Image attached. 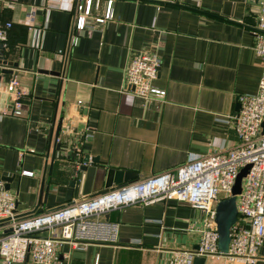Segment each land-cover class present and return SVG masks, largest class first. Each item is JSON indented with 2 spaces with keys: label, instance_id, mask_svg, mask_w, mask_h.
<instances>
[{
  "label": "crops",
  "instance_id": "0c3cea01",
  "mask_svg": "<svg viewBox=\"0 0 264 264\" xmlns=\"http://www.w3.org/2000/svg\"><path fill=\"white\" fill-rule=\"evenodd\" d=\"M96 1L92 17L107 6ZM75 2L85 0H0V22L12 23L4 56L18 64L0 79V179L9 178L17 215L160 173L189 154L228 148L237 141V97L258 87L251 33L257 18L246 0H112L111 19L90 20L82 31L74 28ZM31 9L37 46L28 29ZM141 50L161 58L153 82L165 91L161 100L145 102L124 85L125 66ZM12 79L22 92L21 116L2 114L15 98ZM85 155L97 161L80 170ZM107 215L119 223V243L63 244L60 264H167L174 250L199 242L205 217L173 199ZM254 264H264V238Z\"/></svg>",
  "mask_w": 264,
  "mask_h": 264
},
{
  "label": "built area",
  "instance_id": "2783aa9c",
  "mask_svg": "<svg viewBox=\"0 0 264 264\" xmlns=\"http://www.w3.org/2000/svg\"><path fill=\"white\" fill-rule=\"evenodd\" d=\"M111 2L101 16L92 17L98 2H75L74 28L89 26V21L103 24L111 19ZM255 8L257 23L251 30L254 52L261 66L255 93L238 95L239 109L233 117L237 141L226 149L205 154H189L187 160L173 168L124 183L105 192L74 199L60 207L44 211L16 214V195L0 179V264H60L63 244L84 248L88 244H118L119 223L110 221L108 213L124 206L153 204L173 199L204 212L197 248L176 249L167 264H254L264 238V0H246ZM33 9L27 14L31 45L37 46L40 30L33 24ZM10 21L0 22V44L8 39ZM161 58L155 51L141 50L132 54L124 69V85L143 99L161 100L165 91L154 85ZM12 108L2 114H22V92L18 81ZM131 87H133L131 89ZM80 104L81 101H78ZM57 139V138H56ZM250 164L236 195L237 219L230 228L227 252L218 249V233L214 221L215 204L231 195V189L242 167ZM22 174L32 172L22 170ZM207 262V263H206Z\"/></svg>",
  "mask_w": 264,
  "mask_h": 264
},
{
  "label": "water",
  "instance_id": "95a60500",
  "mask_svg": "<svg viewBox=\"0 0 264 264\" xmlns=\"http://www.w3.org/2000/svg\"><path fill=\"white\" fill-rule=\"evenodd\" d=\"M18 66L17 62L7 60L4 56V46L0 44V79L2 76L6 74H12L14 73V68ZM43 72H46V70H42ZM133 87H131L132 89ZM239 109V103L235 106V115L237 114ZM61 127V122H58L56 126V130L54 133L55 139L59 135ZM261 134H264V120L262 122V131ZM59 149V144L55 143L54 148L52 150V156L50 160V167L51 169L52 162L55 158V151ZM96 162V158H90L88 155H85L83 158V164L80 165V170H85L87 167L88 161ZM250 164L245 165L240 169V171L237 174L236 180L234 182V185L231 189V195L227 198L220 199L215 204V216L214 221L216 225V230L218 233V249L225 253L228 250V245L230 241V228L235 223L237 219V208H236V195H238L241 192L242 188V179L245 177L248 173V170L250 168ZM4 180L8 181V177H4ZM72 183V182H71ZM5 187L8 189V184H5ZM47 188L45 190V194L47 193ZM194 248H197V245L194 246ZM195 264H204V258L203 257H195L194 258Z\"/></svg>",
  "mask_w": 264,
  "mask_h": 264
}]
</instances>
